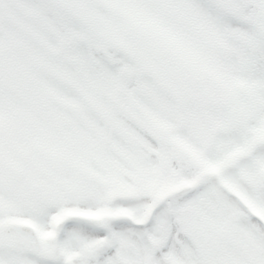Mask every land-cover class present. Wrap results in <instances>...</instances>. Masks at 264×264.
Wrapping results in <instances>:
<instances>
[{"label":"snow or ice","instance_id":"6c2138e0","mask_svg":"<svg viewBox=\"0 0 264 264\" xmlns=\"http://www.w3.org/2000/svg\"><path fill=\"white\" fill-rule=\"evenodd\" d=\"M0 264H264V0H0Z\"/></svg>","mask_w":264,"mask_h":264}]
</instances>
